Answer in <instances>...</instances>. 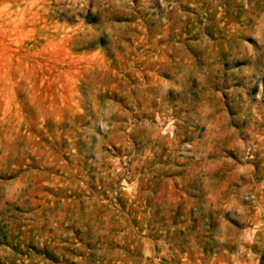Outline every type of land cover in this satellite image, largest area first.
Wrapping results in <instances>:
<instances>
[{"label": "rangeland", "instance_id": "obj_1", "mask_svg": "<svg viewBox=\"0 0 264 264\" xmlns=\"http://www.w3.org/2000/svg\"><path fill=\"white\" fill-rule=\"evenodd\" d=\"M0 264H264V0H0Z\"/></svg>", "mask_w": 264, "mask_h": 264}]
</instances>
